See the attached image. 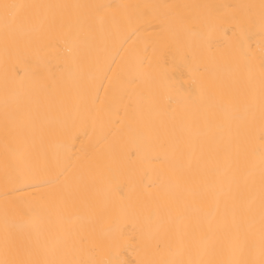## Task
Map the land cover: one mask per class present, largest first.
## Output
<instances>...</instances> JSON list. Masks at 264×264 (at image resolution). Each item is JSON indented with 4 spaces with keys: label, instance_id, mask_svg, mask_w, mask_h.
I'll return each mask as SVG.
<instances>
[{
    "label": "bare ground",
    "instance_id": "bare-ground-1",
    "mask_svg": "<svg viewBox=\"0 0 264 264\" xmlns=\"http://www.w3.org/2000/svg\"><path fill=\"white\" fill-rule=\"evenodd\" d=\"M0 264H264V0H0Z\"/></svg>",
    "mask_w": 264,
    "mask_h": 264
},
{
    "label": "snow or ice",
    "instance_id": "snow-or-ice-1",
    "mask_svg": "<svg viewBox=\"0 0 264 264\" xmlns=\"http://www.w3.org/2000/svg\"><path fill=\"white\" fill-rule=\"evenodd\" d=\"M16 6L15 5H4V8L6 10V13L8 12L9 9H12V8H15Z\"/></svg>",
    "mask_w": 264,
    "mask_h": 264
}]
</instances>
